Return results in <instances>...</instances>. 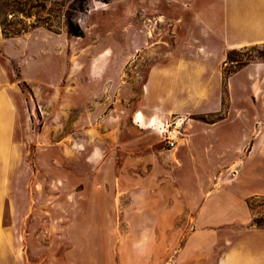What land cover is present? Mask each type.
Wrapping results in <instances>:
<instances>
[{
  "label": "rangeland",
  "instance_id": "rangeland-1",
  "mask_svg": "<svg viewBox=\"0 0 264 264\" xmlns=\"http://www.w3.org/2000/svg\"><path fill=\"white\" fill-rule=\"evenodd\" d=\"M81 5L0 0V17L26 28L12 36L0 28V264H193L190 255H172L195 228L201 198L247 185L250 171L264 177L261 105L237 83L229 120L254 127L226 132L222 142L213 134L229 107L226 79L235 62L227 53L241 59L245 47L264 49V41L244 43L264 33V0ZM68 16L82 36L67 32ZM195 44L216 49L200 54L221 66V109L173 112L163 122L144 115L138 106L156 99L144 97L150 67L191 57ZM253 61L264 57L252 51ZM245 104L250 114L239 113ZM175 116L184 123L170 147L157 124ZM261 183L249 189L264 190ZM250 197L248 212H264L249 208ZM202 255L193 257L207 264Z\"/></svg>",
  "mask_w": 264,
  "mask_h": 264
},
{
  "label": "crops",
  "instance_id": "crops-1",
  "mask_svg": "<svg viewBox=\"0 0 264 264\" xmlns=\"http://www.w3.org/2000/svg\"><path fill=\"white\" fill-rule=\"evenodd\" d=\"M258 37L260 38L247 39L244 43L264 41V33ZM193 46V50H196L197 53L191 57L166 60L161 66L158 64L150 67L144 97L156 99L151 100L149 104L142 102L138 106V110L142 111L144 115H154L156 119L162 121L173 112L208 114L221 109V66L218 65L219 63L216 65L212 63V57L206 58L200 54L201 50L207 51L203 53L204 55L213 51L214 56L216 49H212L209 44H195ZM254 81L258 82L257 89L250 93L249 88L251 89ZM226 82L229 107L225 117L213 122L215 126L213 134L216 139L221 142L225 141L226 132L230 135L237 127H254L252 122L246 120H229V115L234 112L233 108L236 105L233 101V92L237 88V84H239V88H243L252 103L256 99L259 100L263 117L257 124L263 133L264 61L248 62L230 73ZM251 112L247 104L239 107L241 114H250ZM135 115L136 120L138 112ZM139 118L142 117L139 115ZM113 120H115L114 117ZM143 120L145 119L143 118ZM9 145L11 151L13 144ZM95 155L97 154L94 149L91 157L93 158ZM5 156L4 160L10 159L9 154ZM241 170L242 172H249L248 166L245 164L242 165ZM249 173V178L246 179L247 185L243 186L237 182L233 187L228 186L218 192L214 189L211 192L216 193L201 198L196 205L195 214L192 216L195 228L183 236L178 249L172 255L174 260L183 258L184 255H190L193 264H201L200 256L193 257L194 253L200 251L202 256L208 258L207 264H264V227L251 224L252 215L245 207V198L264 193L262 189H252L254 186L262 184L264 177L252 171ZM238 174L229 180H237ZM235 186H237L236 189ZM249 187L252 188L249 189ZM212 225L216 226L215 229H211Z\"/></svg>",
  "mask_w": 264,
  "mask_h": 264
},
{
  "label": "trees",
  "instance_id": "trees-1",
  "mask_svg": "<svg viewBox=\"0 0 264 264\" xmlns=\"http://www.w3.org/2000/svg\"><path fill=\"white\" fill-rule=\"evenodd\" d=\"M17 1L18 0H13V2H17ZM76 1L78 4H80V6H82L81 5L82 0H76ZM101 1L106 2L107 0H101ZM3 4H4L3 6L9 5L8 3H6V1ZM2 13L4 14V12L0 8V15H2ZM0 28H1L2 34L5 36H12L14 34H18V33L22 32L26 29L25 27H16L11 22H6V19H4V17H2V18L0 17ZM66 28H67V32L69 34H71L72 36L78 37V36L83 35V30H82L81 26L77 22L73 21L71 19V17H69V16L66 18ZM244 49L247 51V53L245 54L244 58H241V59L232 58L231 51H229L227 53L228 61H234L235 62V65L228 72H234L238 68H240L241 66L247 64L249 62V60L252 59V51H257L259 56L264 57V49H262V48L259 49L258 46H256V45H252L250 47H245ZM258 199H263V201L259 204H255V202ZM247 205L252 210H254L257 206H264V195L251 196L247 201ZM251 224L254 226H257V227H264V212L253 214Z\"/></svg>",
  "mask_w": 264,
  "mask_h": 264
},
{
  "label": "built area",
  "instance_id": "built-area-1",
  "mask_svg": "<svg viewBox=\"0 0 264 264\" xmlns=\"http://www.w3.org/2000/svg\"><path fill=\"white\" fill-rule=\"evenodd\" d=\"M184 123V118L175 116L170 120L164 121V123L157 124L158 132L162 137V140L170 147H174L178 137L180 135V128Z\"/></svg>",
  "mask_w": 264,
  "mask_h": 264
},
{
  "label": "bare ground",
  "instance_id": "bare-ground-1",
  "mask_svg": "<svg viewBox=\"0 0 264 264\" xmlns=\"http://www.w3.org/2000/svg\"><path fill=\"white\" fill-rule=\"evenodd\" d=\"M137 118H139V117H137ZM137 118H136V119H137Z\"/></svg>",
  "mask_w": 264,
  "mask_h": 264
}]
</instances>
